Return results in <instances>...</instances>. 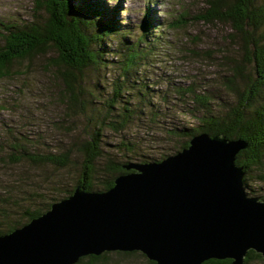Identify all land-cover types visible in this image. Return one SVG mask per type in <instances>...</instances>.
<instances>
[{
	"label": "trees",
	"instance_id": "obj_1",
	"mask_svg": "<svg viewBox=\"0 0 264 264\" xmlns=\"http://www.w3.org/2000/svg\"><path fill=\"white\" fill-rule=\"evenodd\" d=\"M73 1L33 0L29 20H0V78H9L10 69L18 65V61L44 57L53 50L55 56L49 57L48 65L53 66L55 73L62 74L65 86L59 92L64 105L63 116L61 123L56 124L68 132L67 142L51 148H39L40 140L34 142L10 126L0 134V234L48 210L52 203L70 195L76 186L88 191L107 190L116 176L127 172L124 165L138 162L115 160L105 149L99 131L105 127L122 131L137 122L136 117L141 114L139 104H147L145 100L151 98L145 76H136L145 49L137 40L124 38L129 32L118 28L116 17L105 18L103 8L99 7L102 3L83 0L75 5ZM202 4L194 18L213 25L225 23L231 30V40L236 39V54L232 51L218 59L229 74L216 82L230 93L231 99L222 102L207 92H197L192 83L175 86L180 100L185 101L184 96L188 94L191 97L190 107H194L192 114L197 124L167 127L171 148L153 161L186 147L189 139L198 133L240 138L247 142V147L237 153L235 162L243 168L246 189L254 179L264 182V0H202ZM117 9L118 6H114L113 12ZM185 18V13H181L172 24L182 27L187 23ZM150 20L148 15L143 24V40H148L149 34L157 28L158 23ZM111 37L117 39L114 49L107 46ZM108 55L115 60L113 57L107 60ZM108 64L117 70L118 76L112 79L109 95L101 102L102 114L96 120V129H71L73 114H86L93 98L87 97V85L84 86L87 82L82 74L88 68H107ZM133 90L138 97L136 103L123 99L126 97L123 94ZM148 113V119L155 120L159 116L155 108H150ZM146 123L141 122V125ZM117 147L133 151L130 140L122 141ZM137 157L141 162L149 161L142 155ZM26 167L40 169L38 181L31 183L27 193ZM49 170L58 175L50 176ZM136 253L144 257L147 264L154 263L140 251L115 250L81 256L73 264H130L127 258ZM116 256L122 262L115 260ZM202 264H232V260L211 258ZM242 264H264V258L249 249Z\"/></svg>",
	"mask_w": 264,
	"mask_h": 264
},
{
	"label": "water",
	"instance_id": "obj_2",
	"mask_svg": "<svg viewBox=\"0 0 264 264\" xmlns=\"http://www.w3.org/2000/svg\"><path fill=\"white\" fill-rule=\"evenodd\" d=\"M246 147L202 132L158 161L124 165L107 190L76 186L0 234V264H73L115 250L140 251L153 264H242L249 249L264 258V200L248 195L235 162Z\"/></svg>",
	"mask_w": 264,
	"mask_h": 264
},
{
	"label": "rangeland",
	"instance_id": "obj_3",
	"mask_svg": "<svg viewBox=\"0 0 264 264\" xmlns=\"http://www.w3.org/2000/svg\"><path fill=\"white\" fill-rule=\"evenodd\" d=\"M82 1L74 0L73 3L79 5ZM89 1L102 3L99 7L103 8L105 18L116 17L118 28L129 32L124 38L137 40L145 49V56L143 55L136 76H145L151 97L145 100L147 104H139L141 114L136 117L137 122L129 124L121 129L122 131L108 127L99 131L104 147L115 160L141 162L138 155L148 158L149 161L156 160L171 148V140L166 134L167 127L182 126L186 123L193 126L197 124L192 114L194 107H190L191 97L188 94L184 96L185 101L180 100L174 90L175 86L182 87L192 83L197 92H207L212 98L222 102L231 99L230 93H226L216 82L220 77L229 74L227 69L219 64L218 59L220 56L224 58L226 53L232 54V51L236 54V39L231 40V30L225 23L215 22L213 25L194 18L203 6L202 0H152V3L150 0ZM32 6L33 0H0V20H29L32 18ZM114 6H118L115 13ZM181 13H185L187 23L182 27H174L172 22ZM148 15L158 25L149 34V39L143 40V24L147 22ZM116 43L117 39L111 37L107 46L114 49ZM54 56L52 50L44 57L36 56L31 60L27 58L18 61L20 63L10 69L9 78H0V134H4L7 126H10L25 133L26 137L34 142L40 140L39 148L56 147L61 142H67L68 132L56 124L61 123L63 116L64 105L59 92L65 86L62 74L55 73L53 66L48 65L50 58ZM109 57L113 56L108 55L107 60ZM112 59L115 60V57ZM85 72L82 74L87 82L84 86L87 85V97H93L92 102L88 103L86 114H73L75 118L71 119L73 123L69 126L71 129L87 127V130L91 131L96 129V120L102 114L101 102L108 97L110 84L112 79L118 76V72L109 64L107 68L91 67ZM94 93L96 96L91 95ZM122 96H126L123 99L133 103L138 99L134 96V90ZM150 108L159 110V116L155 120L148 119ZM145 121L146 125H141V122ZM126 140L131 141L133 151L118 149L117 145ZM39 173L40 169L28 170L26 167V193L32 187L31 183L38 181ZM49 173L51 176L54 171L49 170ZM55 175L58 174L54 173L52 177ZM245 191L248 195L264 200V182L260 180L251 181ZM115 258L120 260L118 256ZM127 259L130 264H147L144 257L138 253Z\"/></svg>",
	"mask_w": 264,
	"mask_h": 264
},
{
	"label": "bare ground",
	"instance_id": "obj_4",
	"mask_svg": "<svg viewBox=\"0 0 264 264\" xmlns=\"http://www.w3.org/2000/svg\"><path fill=\"white\" fill-rule=\"evenodd\" d=\"M245 74V73H244Z\"/></svg>",
	"mask_w": 264,
	"mask_h": 264
}]
</instances>
